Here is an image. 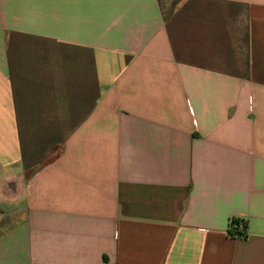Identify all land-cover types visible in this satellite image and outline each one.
Masks as SVG:
<instances>
[{"label":"crops","instance_id":"0c3cea01","mask_svg":"<svg viewBox=\"0 0 264 264\" xmlns=\"http://www.w3.org/2000/svg\"><path fill=\"white\" fill-rule=\"evenodd\" d=\"M0 264H264V0H0Z\"/></svg>","mask_w":264,"mask_h":264},{"label":"trees","instance_id":"16d2710c","mask_svg":"<svg viewBox=\"0 0 264 264\" xmlns=\"http://www.w3.org/2000/svg\"><path fill=\"white\" fill-rule=\"evenodd\" d=\"M239 223H240V220L233 219L230 225L229 233L232 237L246 238L247 237L246 231L243 233L238 230L237 226L239 225Z\"/></svg>","mask_w":264,"mask_h":264},{"label":"built area","instance_id":"2783aa9c","mask_svg":"<svg viewBox=\"0 0 264 264\" xmlns=\"http://www.w3.org/2000/svg\"><path fill=\"white\" fill-rule=\"evenodd\" d=\"M237 227H238V230L240 232H243L244 233L246 231L245 224L242 221H240V223H239V225Z\"/></svg>","mask_w":264,"mask_h":264}]
</instances>
